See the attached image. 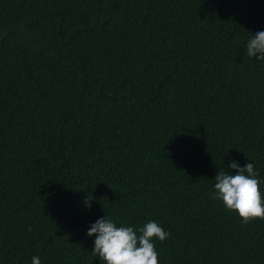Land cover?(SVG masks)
<instances>
[{
  "label": "trees",
  "instance_id": "trees-1",
  "mask_svg": "<svg viewBox=\"0 0 264 264\" xmlns=\"http://www.w3.org/2000/svg\"><path fill=\"white\" fill-rule=\"evenodd\" d=\"M261 31L264 0H0V264H102L107 216L170 233L158 264H264L211 196L233 161L264 196Z\"/></svg>",
  "mask_w": 264,
  "mask_h": 264
},
{
  "label": "clouds",
  "instance_id": "clouds-1",
  "mask_svg": "<svg viewBox=\"0 0 264 264\" xmlns=\"http://www.w3.org/2000/svg\"><path fill=\"white\" fill-rule=\"evenodd\" d=\"M246 57L264 61V31L248 40ZM230 167L237 174L220 171L215 178L212 198L222 202L228 211L237 213L245 225L258 219L264 220V196L254 163L241 168L233 161ZM91 200L88 196L84 201L89 208ZM87 234L95 237L93 254L98 256L102 264H158V253L153 241L158 239L164 242L170 236L155 221L134 229L131 226L118 227L109 216L92 224ZM31 264H41L40 258L33 256Z\"/></svg>",
  "mask_w": 264,
  "mask_h": 264
}]
</instances>
